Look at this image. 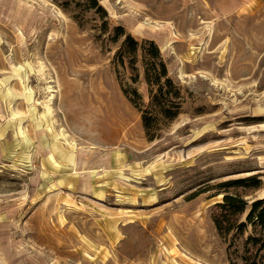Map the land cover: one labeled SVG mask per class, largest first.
I'll return each mask as SVG.
<instances>
[{
    "label": "rangeland",
    "instance_id": "1",
    "mask_svg": "<svg viewBox=\"0 0 264 264\" xmlns=\"http://www.w3.org/2000/svg\"><path fill=\"white\" fill-rule=\"evenodd\" d=\"M99 2L0 0V264H245L252 227L222 237L213 214L237 194L246 222L264 198V0ZM120 25L182 89L154 140L116 73ZM137 88L148 103L143 69Z\"/></svg>",
    "mask_w": 264,
    "mask_h": 264
},
{
    "label": "trees",
    "instance_id": "2",
    "mask_svg": "<svg viewBox=\"0 0 264 264\" xmlns=\"http://www.w3.org/2000/svg\"><path fill=\"white\" fill-rule=\"evenodd\" d=\"M78 5L84 4L86 10L93 11L101 17H107V11L99 0H78ZM109 26L105 21L102 31L108 32ZM109 40L120 43V48L115 55V67L120 79L122 90L129 102L142 114V122L150 140L156 138L155 130L161 120L170 121L175 119L181 109L182 89L169 75L168 65L162 56L160 47L155 41H138L124 26H115ZM128 70L129 81L122 77ZM141 69H143L144 82L148 86L149 102L145 103L137 85L141 81ZM261 180L257 176L236 178L221 182L217 187L221 189L235 188H259ZM249 203L237 194H225L221 203L213 214V221L218 234L222 237L235 233L243 236L249 226L253 234L245 239V264H258L255 257L250 254V248L258 251L264 250V198L254 201L250 206L246 222H240ZM232 243L228 250L232 248Z\"/></svg>",
    "mask_w": 264,
    "mask_h": 264
}]
</instances>
